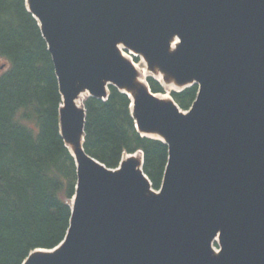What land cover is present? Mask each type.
Segmentation results:
<instances>
[{
	"label": "water",
	"instance_id": "water-1",
	"mask_svg": "<svg viewBox=\"0 0 264 264\" xmlns=\"http://www.w3.org/2000/svg\"><path fill=\"white\" fill-rule=\"evenodd\" d=\"M27 1L53 58L78 183L63 243L23 264H264V0ZM120 45L177 87L197 85L189 112L139 83ZM110 85L134 94L138 131L168 145L160 194L138 170L143 155L111 170L85 151L77 100H104Z\"/></svg>",
	"mask_w": 264,
	"mask_h": 264
},
{
	"label": "trees",
	"instance_id": "trees-1",
	"mask_svg": "<svg viewBox=\"0 0 264 264\" xmlns=\"http://www.w3.org/2000/svg\"><path fill=\"white\" fill-rule=\"evenodd\" d=\"M0 70V264H23L33 251L64 241L78 182L75 159L60 134L54 62L26 0H0ZM147 81L153 93H166L154 78ZM109 90L105 101L84 102L85 151L113 170L126 154L143 151V171L159 190L169 148L142 137L128 96ZM198 91L194 85L171 96L188 111Z\"/></svg>",
	"mask_w": 264,
	"mask_h": 264
},
{
	"label": "bare ground",
	"instance_id": "bare-ground-1",
	"mask_svg": "<svg viewBox=\"0 0 264 264\" xmlns=\"http://www.w3.org/2000/svg\"><path fill=\"white\" fill-rule=\"evenodd\" d=\"M178 45H179L178 39L177 38L176 39L174 38L172 40V50H175L178 47ZM119 49L122 52V54L124 56H126L127 59L132 60L129 56H127L124 53V50H126L124 46L120 45ZM130 53H132V55H133V52L132 51ZM136 67L138 68V66H136ZM153 72H155L157 74V79H159L160 81L164 82V78H163L164 74L163 73H162L163 75L160 74L158 69H155ZM145 78H146V70L145 69H143L141 71L139 70V77H138L139 83H141V84L144 85L145 82H146V79ZM88 96H89V93L87 91L83 92L80 95V97L78 98V100H77V105L80 106V107H82L83 106V103L85 102V100L87 99ZM130 97L132 98V101H134V94L133 93H130ZM156 97L161 100V98L167 99V97H169V96L168 95H158ZM147 136L148 137H151V138L161 139V136L158 133H150ZM69 148L72 151V153L74 154L75 153L74 147H69ZM138 158L140 159L141 156L140 155L137 156V159ZM140 161H141V159H140ZM138 170H141V167H139ZM70 203H71V205H73V200ZM215 242H219V237L216 238Z\"/></svg>",
	"mask_w": 264,
	"mask_h": 264
},
{
	"label": "rangeland",
	"instance_id": "rangeland-1",
	"mask_svg": "<svg viewBox=\"0 0 264 264\" xmlns=\"http://www.w3.org/2000/svg\"><path fill=\"white\" fill-rule=\"evenodd\" d=\"M126 48L127 47H125V49ZM130 52H131V50L129 48L124 50V53L132 59L130 61H132L134 64H136V66H138V68H137L138 70H140V71L143 69L146 70V78H145L146 80L148 77L157 78V74L149 69L148 64L141 57L136 56V54L134 52L132 55V53H130ZM0 73H1V70H0ZM159 73L162 74V72H160V71H159ZM163 74H164V76H163L164 82L161 81V83L167 91L166 94H168L169 91L178 89L175 81L170 79L168 75H165V73H163ZM213 248L215 251H219V249H220L219 242H214Z\"/></svg>",
	"mask_w": 264,
	"mask_h": 264
}]
</instances>
